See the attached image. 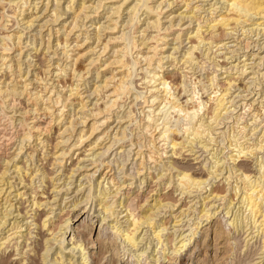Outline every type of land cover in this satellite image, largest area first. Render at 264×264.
<instances>
[{
    "label": "bare ground",
    "instance_id": "obj_1",
    "mask_svg": "<svg viewBox=\"0 0 264 264\" xmlns=\"http://www.w3.org/2000/svg\"><path fill=\"white\" fill-rule=\"evenodd\" d=\"M3 1L6 2V0H0V6L5 5V4H3V5L1 4V3H4ZM31 1L32 0L13 1L12 4L15 5V10L17 9V11H14L11 15H5V13L2 14L3 11H2V13L0 11V27L2 26L1 28H4L3 27L5 25L4 23H8V22L3 21L4 18H9V20H10V17H12L14 15H15V17H17L16 14L19 16H23L25 8L28 11L27 5H30ZM63 1L66 3V5L62 9L61 4H60L61 0L60 1L54 0L53 4L51 3L50 0H46V3H45L46 8L44 7V10H45V12L46 11L51 12L50 13L51 14L50 20H52V23L53 22L57 23V21L62 16L61 14L63 12H65V11H68V13L70 12L71 17H69V18L71 20L69 21L70 24L68 26V28L69 27L70 28L67 31L64 30V28L66 27L65 25H67V23L65 22L66 24L63 23L61 25V27L57 28L56 30H53L52 27L49 28L48 33L45 35L43 34L44 36L41 34V32H38L33 37V41L31 43L32 47H33V51L38 50L37 46H39L41 48L43 46L42 50L45 49L44 51H49L51 48H53L54 51L52 50V52L54 55L57 56L58 51L60 50L59 51V52H61L60 57L62 56L63 60L66 63H64L65 65L63 68H61V66H59V64H57L56 68H55L56 71L53 68V70H54L53 74L56 72L55 77H59V79H60L62 77L61 75L63 73L65 74L66 70H69L72 72L73 78H77L78 80L77 79L76 80L79 81V80H81V78H83V76H84L83 72L86 71L87 69L86 70L85 69L80 70V69L76 68V66H77L76 64L78 63L77 61H79V59L81 57H84L86 55H91L93 52L95 54V51L99 50L96 48H98L99 45H102V48L99 47L101 50V53H98L99 54V55H97L98 58L95 60V63H96V61H99L101 59L100 56H102L104 53H106L105 51L108 50V47L110 46L109 43H111L112 47L111 48L109 47V50H108V52L110 53L109 57L106 59L105 62H103L102 67L97 68V70L99 68H103L101 70V72H103L102 84L98 83L99 85H96L93 87V88H95V89H93L94 91L92 90L93 95H95L97 92H99L100 98H99V96L97 98H99V101L101 100V104L97 100L98 102L97 103L95 102V104H94V106H95L94 110L90 111V113L88 114L87 112H89V111L84 109L85 105H86L85 103H83L84 99L82 100V97H81L82 95L79 96V93H78L79 91L76 90L78 85H75L74 88L69 89V94L65 98H63L64 95L62 96L63 93L61 91V88L59 91L58 79H57V83L55 85L52 82H51L52 83L51 85H50V83H48L47 75H49V74L52 75V70H50V67L52 65L50 64L49 55H47V53H44V54L42 53L43 54L42 57H38L40 55L31 56L32 55L31 53H29L27 55L29 58L30 57L32 59L34 58V60L32 62L33 65L30 63V66L32 65V67H33V72H34V70L35 71L39 70V71L36 73L35 72L32 73L30 75V77H32L31 79L27 78L28 74L30 73V71L29 72L27 71V76L25 77L24 80H22V78H23V75L21 73V66L22 65L18 62V60H20V57L22 54V51H21V46H22L21 36L22 35L20 36L19 34L18 35L14 34V33L10 34L7 32H6V35H3V36L0 35L2 37L1 41H3V44H0V116H1L0 122L2 120H5L8 123L7 125H10V126L16 128L15 132H14V136H13V139H14L13 144H15L18 141L19 145H17V146H19V147L16 148L17 153L15 154V157H18V155L21 153V151H23V149L26 147L27 143H33L34 145H32V144L27 145L28 148H27L26 152L28 150H31V151H28L26 159L29 158L31 162L33 161L32 163H35V162L39 163V165H37V166L35 165V169H37V170L33 169L32 171H30V169L28 170L27 168L26 169L24 168V170H23V169H21L22 167H16V164H12L13 167L15 168L14 170H17L16 174H18L17 180L19 182L18 183L16 182V184H11V181L9 180L10 181L9 182L8 178H5L6 174H8L7 172L9 171V165L11 163V160H9L10 157L8 156L6 151L4 152L3 160H5V164H4L5 166L4 167L0 166V264H13L10 262L11 257L16 258L15 259L16 261L14 264H103V263L104 264H112L111 261H108L107 259L103 262V260L106 258V256L104 255L105 251H103V250H105L104 249L105 247H103L102 237L106 236V234H107L106 231H108L107 229H110L112 231V232L111 231L110 232L113 233L114 235L116 234V237L122 238V240H123L122 243H126L127 245H130L133 248H137V243L142 242V240L144 238V236L143 237L140 236L141 233L143 232L142 230H140V228L143 225H146V227L151 228L149 230H152V229H154V227L157 224L155 222V220L150 215H143L141 217H139V216L137 217L133 214L135 212L132 213V212H130L129 209H126L123 212H126L124 217H126L125 223L127 222V225H126L125 229L120 228V226H117V225H119L118 223H120L119 217L123 212L114 211V208H112L113 204L110 203L109 201H106V199H108V196L111 194V192L108 193L107 191H109V190L104 189L103 192L97 193L98 195L95 198L96 201L98 202L97 205L99 207V209L97 208V210L95 209L93 211V214L94 213L97 214L96 216H94L92 213L91 214L89 213L90 208L87 209V205L89 204L87 196H89V195H86V198L83 199L84 200L83 202H79L77 200H74L75 202H73V204L71 205L72 210L77 211L75 213V215L73 214L74 219L67 218L64 221V224L63 225L61 224V227L58 229V231H57L58 233L55 237H52L49 239V238L45 237L46 235H44L43 231L49 225V219L50 218L48 217V215H45V213H43V215H42L41 211H44L45 208H49V207H50L49 209H52V206L54 205L52 203V201H56V200H55V198L54 199L51 198L52 199L51 200L50 197L46 195L48 193V191L39 193V192H37V189L39 187H43L45 189L52 188V186H49V185L50 184L52 185V183H53L51 175L54 174L53 173L54 171H52L49 166L54 167V165H56L57 167H60V168L65 167L64 166V163H65L64 159H65L66 155H68V154H66V152L63 150L60 153H58V155H57L56 154L57 152L55 153V151L58 148L57 145H60L63 142L62 136L68 131H72V133H73L74 129H75L73 122H72L74 119L72 121L69 120V122L67 121V123L66 122L64 123V120L66 119V118L64 119V116H65L64 109H66L65 105H67L66 102H69V100L74 98V97L79 99L78 104L81 106L80 108L82 110L87 111L86 115L90 118L89 121L87 120L88 119L87 117H84L81 119V116H83L82 114L84 111H80V112H82V114L78 118L79 119L78 123L80 125H82V128L78 130V133L76 132V139L73 141L74 143L71 145L72 146L71 150L73 149L74 151H76L75 152L76 154L74 153L76 156L78 155V153H77L78 150H82L81 154H79V155H83V158L86 159L88 156L86 153H87V151H89L86 149V147H90L93 143L95 145H96V143L98 144V142H100L103 138L104 139L106 138L105 136H108L107 132L105 130H102L100 135H98V137L95 139V141L93 143H90L88 145H86V143L88 141H91L89 139H93L94 137H96L95 136L96 132L98 131L100 126L107 125L106 123L108 122V120L111 119V116L114 114V111L116 109L119 108L123 112V114H122V116H120V118L118 117V113H120L121 111L118 113L115 112L116 113L115 114V116H116L115 120L118 121L117 122L118 124H121L123 126V124L128 123V126H129L130 125L129 123H133V121L137 122V119L134 118L135 115L133 114L134 116H132L133 111H131L129 109H128V111H126L127 109L124 111L122 110L124 108V106H123V104L119 105V100L122 97L124 98L127 95L129 96V93H131V91L135 92V94H134V100L135 101L136 100L139 101L138 100L139 98H141L142 100H143V98H145V95H144L145 92L143 93L141 91L143 88L140 91L137 90L136 87L134 86L135 82H133L132 79L134 80V78L137 76L136 75V74H138V73H136L138 70L137 67L141 61L143 63H145V65L147 67H150V68L152 67V65L156 59L154 57L157 56L156 53L158 52V51H156V53L150 54V52H154V50L158 49V45L153 44V47L152 46L150 47L147 45L146 41H145L146 42V44H145L143 41L145 38L143 39L142 38L143 35H141L143 33L140 34L141 35V42L138 43L139 42L138 40H137L138 42L135 41L134 36H133V33L136 31L135 29H134L135 31L132 30L133 32H131V33H129V32L126 33L127 31L124 33V31L121 30L123 32L120 35L115 36V37H109L108 41H106L105 43L101 42V38H102L101 34L102 33L100 34V32L104 31V30L109 31V29H110L109 25L105 26L103 24L104 27H101V26H103V25H101L99 27L94 28L93 32H95V33H93L94 35H93L92 40H91V42L92 41L93 42L91 45L86 46L87 51L82 53V54H79V52H77L74 55L75 58H72L71 55L73 54L72 53L73 51L71 48H70L71 50L70 49L68 50L67 48H69L70 46H72L73 49H75L77 47L78 48L82 47L83 45H85V42H87L86 40L89 39L88 37H90V35L84 36V39L82 38V40H81V41H83L84 44H80V45L77 42L80 41L79 35H81V34L76 35L75 42L74 43L72 42L73 45L68 44V41H65V37H64V41L59 39L58 34L61 33L60 32L61 30L62 31L64 30V32H67L66 34L65 33L64 34H65L66 38H69L70 35L73 36L75 34L76 28L78 30V28H80V27L82 28V26L85 27V24H83V25L79 24V22L83 23V19H84V17H83L84 15L81 16L80 11H79L80 10L79 7L80 6L82 7V2L75 9L74 4H73V0H63ZM103 1H107V0H101L100 2H103ZM199 1H205V0H197L196 2H199ZM7 2H9V1H7ZM11 2H9V3H11ZM149 2H150V0H124V2L122 0L121 4H119V6L117 5L116 8L113 7L114 6L113 4L110 7H106L107 10H109L108 13H110V15L107 17L110 20V22L108 24L111 23L110 18L115 17L116 19L119 20V18H121L122 13L125 11L126 12L125 15H127V17H128L127 18L128 20L126 19V25L129 23V25L131 24L130 27H133V22L135 20L140 21V19H139L140 16L145 14L144 15L145 17L142 20V21H144L143 24L145 25V27L142 30L143 32L149 31L152 29H153V31H157V32H160L161 29L164 30L165 27L163 28L162 24H160V18H159V16L162 13L160 14L161 11L158 12V9L166 1L163 0L164 3L161 1V2H159L158 5L156 4V6H151ZM219 2H221V1L216 0L215 4L216 3L218 4ZM9 3H7L8 6H9ZM32 3H31V6H32ZM34 3H35V1H34ZM50 3H51V6L49 5ZM126 3H128V4L125 5ZM221 3H222V5L225 4V6L223 8V9H225L224 10L225 12L224 13L222 12L223 14L218 13L219 15L216 17L211 16L213 11H212V13L210 11H211V8L213 5L210 6V4L208 3L209 7H211L209 9L210 11L207 10L208 16L210 15V17L207 18L203 24H199V23L196 24L197 27L194 30L195 31L194 34L192 33L193 31L191 32L194 35V39L192 41L190 40V42H187V44H191V45H190V47H188L186 52H184L183 57H181L182 58L181 59L182 64H180L179 61L174 59V56L172 58V56L169 55V56H167V59L171 58L169 61L170 62L169 67L170 66H172V68L177 67V64L179 63L181 66H184L182 68H183V70L186 69V72L188 71L187 70L188 68H190V71H191V69H194L195 67H202V65L204 63H202L201 60L199 61L198 55H197L198 53H194V51H197L199 49V46L202 45V46L206 47V49H204L203 54H201L202 56H204V60L210 61L212 59L211 60L212 63L216 66V67H213V69L214 68L217 69V67L220 65V64L218 65V63L216 62L217 57H216V59H214L215 57L211 58L209 55V52H211V50H212L211 45L214 42H212V41L208 42V40H206L208 43L205 44L206 38L202 35L203 27H205L206 30L205 29L204 30L207 31L208 34L209 33L213 34V31L214 30L216 31V28L222 27L223 29H226V30L232 29V32L237 31L239 28L240 32L242 31L241 35H245V36H247V34H249V33L251 34L253 31L255 32L256 30H257L256 31L257 34H259L261 32L262 35H264V0H222ZM35 4L33 6L38 5V4H36V5ZM171 4H173V2L170 4H167V5L169 7H172V6H170ZM189 5H190V3H186V2L183 3L184 9L187 10L186 13L191 14V16L187 17L188 15L182 16L180 14L182 16L181 18L179 16L181 21H183L186 17L189 20L195 19L193 11L200 9L196 5H195V7L194 6L189 7ZM52 6L54 7L52 10L48 8V7H52ZM123 6H125L124 9H122ZM215 7H217V6H215ZM11 8H13V7H11ZM162 8H160V9H162ZM2 9L4 10L3 7H2ZM215 9H214V12L216 11ZM29 10H31V7ZM59 11H61V12H59ZM70 14H69V16H70ZM170 15H171V13L168 16H170ZM195 15H196V13H195ZM168 16L166 18H168ZM15 17H14V19H15ZM30 17H32V13H31V15L29 14V16L27 18H30ZM152 18H155V19H152ZM173 18H175V17H172L171 19H173ZM17 19H18V17H17ZM36 19L34 17V18H31V20L26 21L25 18H21V21L24 25H26V29L29 28V30H30L33 22ZM46 19L48 20L49 18L47 17ZM81 19H82V21H80ZM108 19H106V20H108ZM171 19L169 17V21H172ZM14 21H16V19ZM21 21H19V22H21ZM17 22H18V20H17ZM116 22L117 21H115V24H116ZM191 22H190V24H191ZM248 22H249V24H247ZM231 25H234L235 29L233 27L230 28ZM247 25L253 26V27H251L250 29L249 28L245 29V27ZM41 26H43V24ZM114 26H116V25H114ZM135 26H136V24H135ZM126 27H129V26L127 25ZM168 27H169V25L167 26V28ZM134 28H136V27H134ZM3 30H5V28ZM165 31H167V30H165ZM229 32H230V34H232L231 31H229ZM227 33H228V30H227ZM253 33H252V35H256V33H254V34ZM228 35H229V33H228ZM262 35H260V36H262ZM137 37H140V36H137ZM190 37H191V34L189 37L187 35V39H190ZM242 38H245V39L240 40ZM242 38L240 36V39H237V40H240L238 42L239 43L238 45L241 47L240 50L245 52L243 57H245L246 59L241 61L243 63L241 74H244V73H246V68H247L246 67L247 64H245V61L248 60V57L252 56L253 58L256 59L258 56H257V53H254V52H251V50H248L249 48H253L251 46L257 40H254L255 42L253 44H251L252 42L250 41L251 43H249L248 37L247 38L242 37ZM36 39L37 40L39 39L38 44L36 43L37 42ZM155 39H154V42L157 43L158 40L155 41ZM12 40H15L16 42L13 43ZM67 40H69V39H67ZM150 40H151V38H150ZM175 40L181 41L178 36ZM52 41H56L55 46H53L54 44L52 45ZM8 42H9V44H8ZM10 42H11V44H10ZM182 42H183V40H182ZM182 42H180L179 44L181 45ZM201 43H203V44H201ZM258 43L259 42H257L256 45ZM93 45H95V47H93ZM217 45H215V47H217ZM15 46L17 47V52H18V59L16 61L17 63H16V67H15L16 71L12 70V68H13L12 64H8L11 61V60H9V54H10L11 50H13V47H15ZM219 46H221V45H219ZM222 46L225 47V44ZM239 46H238V48H239ZM254 46H255V44H254ZM223 47H221V48H223ZM255 47L258 48L259 46L258 47L255 46ZM262 47H263V45H262ZM201 48L202 47H200V49ZM213 48H214V46H213ZM133 49L138 52L137 54H135V56H133V52H132ZM163 49H165V48H163ZM163 49L160 51H163ZM31 50H32V48H31ZM174 51H176V48H174ZM68 53H70V54H68ZM194 54L197 55V58L194 57ZM150 55H152V56H150ZM160 57H159L158 62H155L156 66L152 70V75H151V71H147L148 70L147 68H146L147 70L143 69V70L147 71V74H150V76H148V79H147L149 81L146 80L147 81L146 83L148 84V86L150 88L147 89L146 88L147 84H146L145 88L147 90L146 89L145 90H146L147 94L149 93V95H150L149 97H151V99H150L151 101H150V106H148L149 107V109L147 111L148 114L145 116V119H146L145 124L141 125V123H139V126H138L142 132L140 131L141 134H138V133H136V134L142 135V133H143L145 135H149L148 137L150 138V140L148 141V144H147L149 147L148 148L149 155H144L145 153H147L146 151L144 154H142L143 152L140 153V151H143V150H140L141 148L138 150V152L135 155V157L137 159L139 157V159L141 160V163H139V165L137 164L138 169H140V167L142 166V161H144V159H146V158L148 161H151V162H152V158H154V156L156 158H159V159L162 158V156L166 154L164 152V150L162 149V146H164V145L170 146L171 151H172V155H176V151L178 150L177 147H180L181 145H186V144L176 141L173 137L170 138V135H173L174 137H176L177 133H180V132L182 133V137H181V138H183L182 140H185L186 143L188 142V146L190 145V151L189 152H193L194 149H193L192 145L193 144L195 145V142H196V145H199L203 150H207L206 144L202 145V143H203L202 141H205L206 143L213 141V136L211 135L213 130H217L218 129L217 127H220V125L223 123V120L226 118V117H224L225 114L228 113V110L230 108V107L229 108L226 107V105L229 106L230 103L231 104L234 103L233 99H231L229 101L226 99V97L229 93L228 90H229L230 86L233 85V83H230V86L228 89H226V90L222 89V91H220V89H218V87L216 85H214V84H216V83H214V80H216V76L210 75V76H212V77H209L210 79L208 77H206V78L209 79V80H207V81H209L207 83L212 82L211 87H209V89L207 87H203V89L207 88V90H206L207 92L209 91V93L206 95V100L201 99L202 97L199 94L200 90L198 91L195 84H193V86L191 85L192 87L189 90H187L186 86L184 85L183 91H185V94L186 93H189V94L187 95L186 100H185L186 106H185V104L183 105L182 102L179 101L180 99L179 98L177 99V97L179 95L177 97L173 95L174 89L172 88L173 90H171V85H172V84L170 85L171 80L169 79L170 80L169 81L167 78H163L164 76L162 77V74H160L161 76L158 74L160 71L156 70L157 68L161 69V67H162L160 65V63H162V61L164 59L160 58ZM261 60L264 61V58L261 57L259 59V61H261ZM70 61H71V63H70ZM93 61L94 60H92L90 58L88 61L89 64L87 63L86 65H88V66L92 65ZM201 63H202V65H201ZM194 65H196V66L193 67ZM69 67H72V68L69 69ZM199 69H201V68H199ZM251 69H252V67H251ZM223 70L226 72L225 68ZM157 71H158V73H156ZM190 71H188V72L190 73ZM4 72H5V74L3 75ZM57 72H60V73H57ZM216 72H215V75H216ZM6 73L8 76H6ZM100 73L98 72L97 76H96L98 80H99ZM147 74H146V76H147ZM134 75H136V76L133 78ZM185 76H183V77L187 79V77H185ZM187 76H188V74H187ZM4 77H5V79L2 80V78H4ZM189 77H192V76H189ZM146 78L144 76V81ZM27 81H29V82L27 83ZM193 81L194 80H192V82ZM37 82H39L38 85L41 84V86H40L41 88L38 90L39 87L36 86V88L34 87L35 88L34 90H30L31 89L30 86L32 84L34 85ZM188 82L190 83V81H188ZM182 83H184V82L182 81ZM203 84L204 83H202V85ZM208 86H209V84H208ZM200 87H202V86H200ZM216 88H217V90H216ZM171 91H173V92H171ZM176 95H177V93H176ZM77 96H79V97H77ZM136 102H135V105L137 104ZM147 103H148V101H147ZM246 103H241V104H243V109H242L243 112L239 113L235 117L234 116L232 117V118H234V122H233L232 126L229 125V126L233 127L232 131H231L232 134L230 136L228 134V131L226 130L227 131L226 136L228 135L227 137L229 140H228V145L225 148L229 149L228 159L232 161L233 166H230L231 168L228 166L230 169L229 168L227 169V172H226L227 175H225L226 176L225 181L227 182V185L230 186V185H232L229 183L230 180L235 179V181H234L235 184H233V186H231L229 188L230 190L233 191L232 198L225 199L226 195H225V197L220 196L221 193L219 195L213 194V192L210 188H209V194L207 196H205V197L201 196L202 190L206 189L205 187H202V186H204V184L207 183L210 178L213 177V179H217V176L219 174H222V170H219L220 168H218V167L220 166L219 164L222 165L223 162H220V161L221 160L223 161V159H221V160L217 159V156H216L217 152L216 153L212 152L213 154L211 156V159L214 161L210 164L208 171H207L208 176L210 178L209 177H207L208 179H200L198 177L195 178V177H193L195 175L192 176L190 173L187 172L189 169L188 170L185 169L184 171H181V170L176 171V175H175V181L177 183L176 184L177 188H180L178 190V192L180 191L181 195L192 194L193 190L195 193L199 192L198 194H200V195H198V197L200 200H202V205H204V201L206 199H207V201H208V199L210 201V197H211V201L208 202L207 205H204V207H201L202 209L200 210V213H202V214L199 215L198 221H197V223H195V229L197 230L199 228V226H202L203 222H206L204 227L205 226H207V227H205L204 229L201 227L200 229H202L206 235V237H204V238H207V237L210 238L209 235H211V234L208 233L209 231L212 233V242H211V244L210 243L208 244L207 242H205L207 240L204 239L203 241L206 244H202V243L201 244L206 245L207 249L211 245H213L211 247L214 250H217V251L220 250L219 253H221V250H223L225 243H227L226 245H228V243L230 245L234 244L236 246V248L241 249V245H239L238 238H236V237L230 238L231 236H229V238H230L228 240L229 242L225 241V243H223L222 245H221V242H218L217 238L219 237V235L221 233H223L222 231H225L224 230L225 225L226 226L228 225L231 228H233L235 233L238 232V234H239V232L242 231V235H243V233L244 234L247 233L248 230H251L250 233L254 234V236L251 238L256 237V241L259 238V240H258L259 245L257 246L258 250H257L256 255L258 254L259 251H260V254L264 252V157H260L258 160L256 158L258 170H256L257 175H255V176L254 175L252 176L251 171L247 170L248 167L245 168L246 167L245 164H244L245 167H243V165L241 164L242 158H247V157L250 158V157H254L255 155L257 156V152H259V151L264 152V132H262L263 135L261 137H256L255 140H253V139L251 140L252 136H255V133H253V132L257 131L259 129L258 126L263 125L262 128L264 127V105L260 104V106H261L259 108L260 110L255 111L256 109L251 110L252 109L251 104H249L248 109H245V106H247ZM189 104H191V105H189ZM22 105H24V106L22 107ZM129 105L131 106V102ZM145 105H146V103H145ZM7 110L12 111V114H14V116H15V114H18L16 112L19 111L20 114H18V115L20 116V118L19 119L15 118V120H11L10 116H8L6 114ZM210 110H211L210 114H212V115H210V117H209V116H207V114L205 112L208 113V111H210ZM231 110L232 109H230L229 112L233 111V110L232 111ZM246 111H249V113H247ZM245 113H247L246 116L247 117L249 116L250 118L248 117L249 120L248 121L246 120L243 124L242 120L244 119ZM172 114H174V116ZM84 115H85V113H84ZM171 115H172V118L174 120H176L178 125L175 124V126H172L171 118H170ZM11 116H13V115H11ZM176 116H177V118H176ZM226 116H227V114H226ZM230 118H228V119H230ZM261 118H263V119H261ZM28 120H30V121H28ZM179 121H182V123ZM15 122L18 123L17 126H15ZM248 123L251 124L252 128L248 127ZM54 125H56V126H54ZM59 125H60V127H59ZM2 126H4L3 123H2ZM128 126H124L125 128L123 127L122 129L127 130ZM52 127L54 129L57 128L58 135H56V136L59 137L60 139H62V141H60V139H59V141H57L54 146H53L52 141H51ZM106 127H108V126H106ZM172 127H176V128L173 129ZM61 129H63V130H61ZM246 129H248V131L245 133ZM2 130H3V133H5L6 129L4 128ZM128 130H130V129H128ZM137 131L139 132V130H137ZM151 131L154 132V135H152V133H150ZM121 132L123 133V130ZM10 133H11V131H10ZM72 133H71V135H72ZM124 133H125V131H124ZM249 133H252V134L250 135ZM260 133H261V131H260ZM1 134L2 133H1V129H0V140H3L6 136L1 135ZM221 134L222 135L224 134L223 136H225V132H222ZM221 134H219V135H221ZM249 135H250V137H249ZM41 136H43V137H41ZM141 138L146 139L144 136ZM117 139L118 138H116L115 140L117 141ZM112 140H114V139L112 138ZM141 141L139 140V142H141ZM221 141H223V140H221ZM112 143H113V141H112ZM213 143L214 142H212V144ZM157 144H159V146L157 147V150L153 151V149L156 147ZM49 146L51 147V151H49V153H46L47 147H49ZM196 147H198V146H196ZM93 148H94V146H93ZM93 148H91V150ZM108 148L110 149V147H108ZM108 148H107V151H108ZM186 148H188L187 145H186L185 149ZM52 150H54V153L52 155H50L51 154L50 152H52ZM159 150L162 152L159 153L158 152ZM207 151H205V152H207ZM69 153H70V151H69ZM39 155H40V158L38 157L39 158L38 160H34V158H35L34 156H39ZM210 155H209V157H210ZM96 156H97V154H96ZM12 158H13V156H12ZM79 158L80 157H78L76 159V160H78L77 163L70 170H68L67 174L65 173L67 179H69L70 177L73 178V174H75V173H73V171H74L73 169L80 168V167H78V163L82 159L79 160ZM92 161L94 162L93 164H95L97 162L96 158H93ZM154 161H156V160L154 159ZM56 162H58V163H56ZM90 162H91V160H90ZM54 163H56V164H54ZM156 163H157V161H156ZM156 163H154V165ZM147 164H146V166H147ZM26 165H28V164H26ZM101 165L102 164L100 163V166ZM36 167H38V168H36ZM48 167L51 171L48 170ZM1 168H4V169H1ZM31 168H33V167H31ZM98 168H100V167H98ZM142 168L145 171L146 168L143 166H142ZM143 169L141 171H143ZM223 170H225V168ZM28 171H30L29 175H28ZM249 171H250V173H249ZM146 174L149 175L150 173H148V171H147ZM223 174H225V173H223ZM161 176H163V175H161ZM172 177H171V179H172ZM252 178H254V179L252 180ZM103 179H105L104 181H108L105 184L106 188H107V185H111V187H113V188L118 185L117 184L114 186L115 179H114V177H112V175H110L107 180H106V178H103ZM35 180H39V181H37L38 183L40 182L39 186L35 185ZM237 181H240V182L238 183ZM26 182H28V183H26ZM46 183H48L47 187H46ZM171 183H173L172 180L169 181V184H171ZM21 184H24V186L20 187V188H23L24 190H28L27 187H30L29 188L30 189L29 198H31V199L29 201L30 202L29 206H27L25 208L26 211L22 207L24 206L25 203H28V201L25 202L24 200H26V199H22V198L27 194L24 191H19L18 187ZM99 184H97V189L99 188L98 187ZM237 184H239V185H237ZM68 185H71V184H68ZM210 185H212V183H210ZM119 186H121V185L119 184ZM229 186H227V187H229ZM53 188H54V186H53ZM207 188H208V186H207ZM11 190L13 191V193H15V194H13L14 197L16 198L15 200H17V202L15 204L11 203V201H12V198H10L12 196ZM69 190H70V187H68L66 191L68 192ZM81 190H83V189L82 188L79 189L78 192ZM90 190L88 191L89 194L91 193ZM117 190H118V188L116 187L115 191H117ZM41 191H43V190L41 189ZM60 191H61V189H59L58 192H60ZM229 191H227V192L229 193ZM217 193H219V192H217ZM90 197L91 196H89L88 198H90ZM81 198H83V197H81ZM215 201H221V202L223 201L222 207L224 208L223 210H225V213L221 218H219V221L222 223V222H224L223 220H225L223 218H226L227 220H225V222H224L225 224H223L224 226L218 227L216 225L217 223L215 224L216 225L215 227H214V225L208 226V224L211 223L212 220H214L216 217L218 218V215H217L218 213H217L216 209L219 206L215 207V205H214V204H216ZM234 201H236V202L234 203ZM70 202H72V201H70ZM205 203H207V202H205ZM209 203H211L210 206H209ZM16 204H18L19 207L16 208L15 207ZM51 204H52V206H51ZM237 204H238V206H237ZM235 205L237 206V209H236ZM80 206H81V208H79ZM208 206L210 208L205 210V208ZM173 207H175V205L172 206V208ZM211 207H213V209L215 207L216 209H214V211H213V209H211ZM12 208H14V210L17 212L16 214H20L21 213L20 211H24L23 212L24 215L22 214L23 215L22 221H25L26 223L19 226V223L17 224L15 221L12 223H10L11 221L9 222V219H8L9 216L13 215L10 212V210ZM120 208H122V207H120ZM243 208H244V211L242 210ZM63 209H64V207L61 208L60 211L62 212ZM234 209H236L235 212L233 211ZM188 210H187V212H188ZM223 210L221 211V213H223ZM247 211H248V213H246V216L244 215L245 216L244 217L243 214H245V212H247ZM183 213H186V212H183ZM84 215H86V216H84ZM92 215H93V217H90ZM225 215H227V216L225 217ZM95 217L97 218L96 221H94ZM108 218H113V219H111V221L113 223H111L110 225H108L109 224L108 223L107 224L108 228L105 227V229L103 230L104 226L102 227V225L105 224V222L108 220ZM11 219L14 220L15 218H11ZM246 219H247V221L244 222L245 224H243L242 221L246 220ZM178 220L180 221V219H178ZM216 221H218V220H216ZM213 223L214 222H212V224ZM177 224L178 223H176L175 225H177ZM98 225H99V228H98L97 233L95 234V232H96L95 230H96ZM248 225H249V227H248ZM247 227H248V229L244 230V228L246 229ZM163 230H164V227L161 230H157V232H155L153 230L154 231L153 236L157 240L156 244H159L158 245L159 250L161 249L162 246H165L167 244L161 240L162 236H164V234L162 233L163 235L161 236L160 232ZM196 230H194V232H192L190 234L192 237L196 234L195 233ZM252 230H254V231H252ZM24 232H25V234H24ZM150 232L152 233V231H150ZM255 233H257V235H255ZM144 234L146 236V233H144ZM249 234L247 236H249ZM149 235H150V233H149ZM180 235L182 236V234H180ZM172 236H174V235H172ZM184 237L181 239L179 237L180 240L178 241V243H180V245L178 246V248L175 245L172 249V253L175 254L177 252L176 254H178V251L185 249L187 247V240H188V242H190L192 238L186 240V238H184ZM22 238H23V240H22L23 243H22L21 248L19 250H15L14 253L5 257L4 253H5L6 249L8 248V246L10 245V243L12 242V240H17V239H22ZM175 239H173V240L175 241ZM231 239H232V241H231ZM138 240H139V242H138ZM219 241H221V239H219ZM194 242H196V241H194ZM248 242H246V245H243V246H248L249 245ZM65 243H66V246H64ZM55 245H56V247H54ZM230 245H229L230 249H233ZM17 246L18 245H16V247ZM197 246L198 245L196 244V247ZM229 247L227 249H229ZM17 248H19V247H17ZM17 248H15V249H17ZM147 248H149V247H147ZM193 249H194V247H193ZM52 250H53V252H52ZM162 250H163V247H162ZM194 250H197V249H194ZM151 252L154 253L155 251H151ZM160 252H162V251L160 250ZM160 252H158L157 254L159 255ZM191 252L192 253H190L189 256H190V259L192 260V255L195 251L194 252L191 251ZM76 254L79 255V256H77L78 259L76 258V260L73 261V259H75V257H76ZM142 254H143V252H141L140 254H137V255L132 254L131 257L132 258L135 257L136 261H139V259H140L139 256ZM217 255H218V253H217ZM152 256H154V255H152ZM165 256L167 258V254H164V255L161 254L160 256H157L155 259H153V261H152L153 264H161L162 261L164 260ZM224 257H225V254H224ZM118 259L120 260V262L121 261L124 262V260H125L124 258H121V259L118 258ZM252 262H253V260H252ZM260 262L264 263V260L259 261L258 263H260ZM254 263H255V261H254ZM117 264H120V263L117 262Z\"/></svg>",
    "mask_w": 264,
    "mask_h": 264
},
{
    "label": "rangeland",
    "instance_id": "obj_2",
    "mask_svg": "<svg viewBox=\"0 0 264 264\" xmlns=\"http://www.w3.org/2000/svg\"><path fill=\"white\" fill-rule=\"evenodd\" d=\"M7 1H9V2L12 1V2L9 3ZM13 1H17V0H6V2L3 1L4 3H1L2 5L5 4L4 6H0L1 13L3 11L2 14L5 13V15H11L14 11H17V9L15 10V5L12 4ZM34 1L38 5H36L34 3ZM34 1L32 0L30 2V5H27L28 11L25 8V11L23 13L24 14L23 16H19V15L16 14V16L18 17V19H17V17H15V15L12 16V17H10V20H9V18H4L3 21L4 22H8V23H4L5 25L3 27L5 28V30H3L4 28H1L2 26L0 27L2 29V30L0 29V32H1L0 35H2V36L3 35H6V32L7 33H10V34L11 33H14L16 35L19 34L20 36L22 35L21 36V44H22L21 51H22V54H21L20 60H18V62L22 65L21 66V73L23 75L22 80H24L25 77L27 76V71L28 72L30 71V73L27 76L28 79H31L32 78V77H30V75L32 73H34V72L36 73V72L39 71V70H37V71L34 70V72H33V67H32L33 63L32 62H33L34 58L33 59L31 57L29 58L27 55L29 53H31L32 54L31 56L40 55L38 57H42L44 53H47V55H49L50 64L52 65L50 67V70H52V75H50V74L47 75V77H48L47 78L48 79V83H50V85L52 83L55 85L57 83V79H58V81H59V91H60V88H61V91L63 93L62 96L64 95L63 98H65L69 94V89L74 88L75 85H78L76 90L79 91L78 92L79 93V96L82 95L81 96L82 97V100L84 99L83 100V103L86 104V105L84 104L85 105V108L84 109L89 111V112H87L85 110H82L80 108L81 106L78 104L79 103V99H77L75 97L72 98V99H70L69 102H66V104H67V105H65L66 106V109H64V113H65V116H66V117L64 116V119L65 118L66 119L64 120V123L65 122L67 123V121L69 122V120L72 121L74 119L72 122H73V125H74L75 129H74V132L73 133H72V131H68L69 133L66 132L62 136L63 137V142H62L63 145L62 144L57 145L58 148L55 151V153L57 152L56 153L57 155H58V153H60L63 150L66 152V154H68V155H66V157L64 159L65 160L64 161L65 162L64 163V166L65 167L64 168H60V167H57L56 165H54V167L53 166H49L50 169L52 171H54L53 172L54 174L51 175V178H52L53 183H52V185L51 184L49 185V186H52V188L45 189L43 187H39L37 189V192H39V193L40 192H47L48 191V193L46 195L49 196L50 199L51 198H53V199L55 198V200H56V201H52V203L54 204L53 206L51 204L52 209H49L50 208L49 207V208H45L44 211H41V214L42 215H43V213H45V215H48V217L50 218L49 219V225L43 231L44 232V235H46L45 237L46 238H49V239L52 238V237H55L57 235V233H58L57 232L58 229L61 227V224L63 225L64 224V221L67 218L74 219L73 216L77 212V211H73L72 210V207H71V205L73 204V202H75L74 200H77L79 202H83L84 201L83 199L86 198V195L91 196L90 198H88L89 196H87L88 203H89L87 205V209L90 208V212L89 213L90 214L91 213L93 214V211L95 209L96 210H97V208L99 209V207L97 205L98 202L95 199L96 196L98 195L97 193L103 192V190L106 189V190H109V191H107L108 193L111 192V194L109 195L110 197L108 196V199H106V201H109L110 203L113 204L112 205V208H114V211H116V212H123L126 209H129L130 212H132V213L135 212L133 214L135 216H137V217L138 216L141 217L143 215H150L155 220V222L158 225L155 223L156 226L152 230H149L151 228L146 227V225H143L142 226L143 228L142 227L140 228V230L143 231L140 236H142V237L144 236V238H143L142 242L137 243V248H133L130 245H127L126 243H122V241H123L122 238L116 237V234L114 235L113 233H111L112 231L110 229H107L109 232L110 231L111 232L109 233L108 231H106L107 232L106 236L105 237L104 236L102 237V239H103V247H105L104 248L105 250H103V251H105L104 252L105 253L104 255L106 256V258L103 260V262L107 259L108 261H111L112 264H117V262L120 263V264H153L152 261L157 256H160L161 254L162 255L167 254V258L165 256L164 257V260L162 261L161 264H165V263L166 264H168V263L169 264H176V263L177 264H201V263L202 264H264L263 262L258 263L259 261L264 260V252L260 254V251H259L258 254L256 255L257 250H258L257 249V246L259 245V241H258L259 238H258L257 241H256V237L251 238V237L254 236L253 233H250L251 230H248L247 233H245V234L243 233V235H242V231H240L239 234H238V232L235 233L233 228H231L228 225L227 226L225 225V228H224L225 231H222L223 233H221L219 235V237L217 238L218 239V242H221V245H222L223 243H225V241L226 242H229L228 240L230 238L236 237V238H238L239 245H241V249L236 248V246L234 244L233 245L235 247L232 244L230 245L228 243V245H226L227 243H225L224 244L225 246L223 247V250H221V253H219L220 250L217 251V250H214L211 247L213 245H211L208 249H207V246L206 245H202V244H206L205 242H207L208 244L209 243L211 244V242H212V233L209 231L208 233L211 234V235H209L210 238L209 237H207L208 239L207 238H204V237H206V235L203 232V230L200 229V228L202 227L204 229L205 227H207V226L204 227V225L206 224V222H203L202 226H199V228L197 230L195 229V223H197L199 215L202 214V213H200V210L202 209L201 207H204V205H207L208 202L211 201V197H210V201H209V199H208V201L206 199L204 201V205H202V200H200L199 197H198V195H200V194H198L199 192L198 193L197 192L195 193L194 190H193L194 193L192 192V194H189L190 196L189 195H186V194L181 195L180 194V191L178 192V190L180 188H177V185H176L177 183L175 181L176 171H180V170L181 171H184L185 169L186 170L189 169L187 172L190 173L192 176L195 175V176H193L195 178L198 177L200 179H208L207 177H209V176H208V172L207 171H208V168H209L210 164L214 161V160L211 159V156H212L213 153H216L217 152L216 153L217 159L218 160L223 159V161L222 160L220 161V162H223L222 165L219 164L220 166L218 167V168H220L219 170H222V174H219L218 173L219 174L218 175L219 177L217 176V179H213L212 176H211L212 178L209 177L210 179H209V181L207 180L208 182L206 181L207 182V183H205L206 185L204 184V186H202V187H205L206 189L204 188L205 190H202L201 196L202 197L207 196L209 194V188H210L212 190L213 194H218L219 195L221 193L220 196H224L225 197V195H226L225 199L232 198L233 191L230 190L229 188L231 186H233V184H235L234 183L235 179H233V180L231 179L230 180L229 183L232 184L230 186L227 185V182L225 181V177H226L225 175H227L226 174L227 169L230 166H233L232 161L228 159L229 149L225 148L228 145V140H229L228 137H227L228 135L226 136V133L228 131L229 136L232 134L231 131H232V128L233 127H231V126L233 125V122H234V118H232V117L233 116L235 117L239 113L243 112V110H242L243 109V104H241V103H246L247 102L246 103L247 106H245V109H248L249 104H251L252 105V107H251L252 109L251 110H255L256 109L255 111L260 110L259 109L261 107L260 104L261 105H264V61L263 60L259 61V59L261 57L264 58V44H263L264 43V35H262L261 32L259 34H257V32H256L257 30L255 32L253 31L254 33H256V35H252L253 32L251 34L250 33L247 34V36L241 35L242 31L240 32L239 28L235 32L234 31L232 32V29H227L228 30V33H229V35H228L227 30L226 29H223L222 27H220L222 30L220 28H216V31L214 30L216 33L213 31V34L211 33L212 34L211 35L209 33L210 34L209 35L208 32L205 31L206 30L205 27H203V29H202V35L206 38L205 39V44L208 43V42H211V41L214 42L211 45L212 46L211 47L212 50H211V52H209V55H210L211 58L212 57H215L214 59H216V57H217L216 62L218 63V65L219 64L220 65L217 67V69L216 68L213 69V67H216V66L212 63V61H211L212 59L210 61H206V60H204V56L201 55V54H203L204 49H206V47L200 45L199 46V49H200V47H202V48L200 50L198 49L197 51H194V53H198L197 55H198L199 61L201 60L202 63H204V64L202 65V63H201L202 67H195L196 65H194L193 67H195V68L194 69H191V71H190V68H188L187 70L190 71V73H189L188 71L186 72V69L183 70L182 67H184V66H181L180 65V64H182V62H181L182 61L181 60L182 58L181 57H183L184 52H186V50L188 49V47H190V45H191V44H187V42H190V40L192 41L194 39V35L193 34L195 33L194 30L197 27L196 24L197 23L203 24L205 22V20L210 17V15L208 16V11H210L209 9L211 8V7H209V4H210V6L213 5L212 8H211V11H210L211 13L213 11V13L211 15L212 17H216L220 13H222V12L224 13L225 12L224 11L225 9H223L224 6H225V4L222 5V3H221L222 0H217V1H221L218 4L217 3L215 4L216 0H205V1H199V2H196L197 0L196 1L195 0H164V1H166L165 3L163 2V0H150L149 3H150L151 6H156V4L158 5L159 2H161V1L164 3V4L162 3L163 5L160 6V8H162V7L163 8L162 9L159 8L160 10L158 9V12L161 11L160 14L162 13L159 16V18H160V24H162L163 28L165 27L164 30L161 29L160 32L153 31V29L152 30H149V31H144V32L142 31L143 28L145 27V25L143 24L144 21H142L144 19V17H145L144 16L145 14L140 16V18H139L140 21H136L135 20L133 22V27H130L131 24L129 25V23L127 24L129 27H126L127 26L126 25V19L128 17H127V15H125L126 14L125 11L122 13L121 18H119V20L116 19L115 17L110 18L111 19V23L108 24L110 22V20L107 17L110 15V13H108L109 10H107L106 7H110L113 4L114 5L113 7L116 8L117 5L119 6V4H121L122 0H109V1L107 0V1H103V2H100L101 0H73V4H74L75 9L82 2V7L81 6L79 7V9H80L79 11H80V15L81 16L84 15L83 16L84 19H83V23H80L79 22V24H81V25L85 24V27L82 26V28L80 27V28H78V30L76 28L75 29L76 32L74 31L75 34L73 36L70 35L69 38H66L65 34L67 32H64V30L67 31L70 28V27L68 28V26L70 24L69 21L71 20L69 18V17H71L70 12L69 13H68V11L63 12L61 14L62 16L57 21V23H54V22L52 23V20H50L51 19V17H50V15H51L50 13L51 12L46 11L47 12L46 13L45 10H44L46 0H34ZM50 1H51L52 4L54 3L53 2L54 0H50ZM123 2H124V0H123ZM172 2H173V4L170 5L172 7H169L167 4H170ZM184 2L190 3L189 7H191V6H194L195 7V5H196V6H198L200 8L199 10H196L197 12L195 10L193 11L194 16H195V19L189 20L187 18V17L191 16V14L186 13L187 10L184 9V7H183V3ZM7 3H9V6H8ZM31 3H32V6H31ZM51 3L49 4L50 6H51ZM34 4L36 6H33ZM60 4H61L62 9L66 5V3L63 0H61ZM127 4L128 3H126L125 5H127ZM53 6L52 7H48V8L52 10L54 8ZM215 6H217V7H215ZM2 7L4 8V10L2 9ZM11 7H13V8H11ZM30 7H31V10H29ZM124 8H125V6L122 7V9H124ZM214 9L216 10L215 12H214ZM59 12H61V11H59ZM31 13H32V17L27 18L29 16V14L31 15ZM170 13H171V15L168 16ZM195 13H196V15H195ZM69 14H70V16H69ZM180 14L182 16L183 15H186V16L188 15V16L184 20L182 19L183 21H181L180 18L182 16ZM167 16H168V18H166ZM179 16H180V18H179ZM14 17H15L16 21H14L15 20ZM34 17H35V19L37 18L38 20L36 19L33 22L32 27L30 28V30H29V28L26 29V25H24L22 23L21 18H25V20L27 21V20H31V18H34ZM47 17L49 18L48 20L46 19ZM169 17H170V19L172 17H175V18L171 19L172 21H169ZM106 19H108V20H106ZM152 19H155V18H152ZM17 20H18V22L19 21H21V22L18 23ZM80 21H82V19ZM115 21H117L116 24H115ZM65 22L67 23V25H65L66 26L65 27L66 29L64 28L63 31L62 30L60 31L63 35L61 33L58 34L60 40L64 41V37H65V41H68V44L73 45V43L75 42L76 35L81 34V35H79V38H80L79 40L80 41L77 42L80 45V44H84L83 41H81L82 38L84 39V36H89L90 35V37H88L89 39L86 40L87 42H85V45H83L82 47H79V48L77 47V48L73 49L72 46H70L69 48H67L68 50L70 48L72 49V51H73L72 52L73 54L71 53L72 54L71 55L72 58H75L74 55L77 52H79V54H82V53H84V52L87 51L86 46L87 45H91L92 42H93V41L91 42V40H92V37L94 35L93 33H95V32H93L94 31V28L99 27V26H101L103 24L105 26H107V25L110 26L109 31L104 30V31H101L100 32V34L102 33L101 34L102 35L101 42H103V43H105L106 41H108L109 37L118 36L123 31H124V33L126 31H127L126 33H128V32L131 33V32H133L132 30L135 29L136 31L134 30L135 32L133 33V36H134V40L135 41L138 40L139 42L138 41L137 42L140 43L141 42V35H143L142 38L143 39L145 38L143 41H144L145 44L147 42V45L148 46H150V47L152 46L153 47V44L154 45L157 44L158 45V49L154 50V52H150V54H153V53H156V51H158L156 53V55L158 57L157 56L154 57L156 59H155L153 65H152V67L151 68L150 67H147L145 65V63H143L141 61L142 63L140 62V64L137 67L138 70L136 72V73H138V74H136L138 77L136 75L133 76V78L136 76L134 78V80L132 79V81L135 82L134 83V86L139 91L142 88L144 90L146 88L147 89L150 88L148 86V84L146 83L147 81H149V80H147L148 79V76H150V74H147V71H151V75H152V70L156 66V63L155 62H158L160 56H161L160 58H163L164 60L162 61V63H160V65L162 66L161 69L160 68H157L156 69V70H158L160 72L158 73V71H157L156 73H158L159 75L162 74V77L164 76L163 78H167L168 80L169 79L171 80L170 85L171 84L173 85V86L171 85V90L174 89L173 90L174 92L173 91H171V92H173L174 93L173 95L176 96V97L179 95L177 97V99L179 98L180 99L179 101L182 102L183 105L185 104V106H186L185 100H186V97H187V95L189 93H186L185 94V91H183L184 90V85L186 86L187 90H189V89H191V87L193 86V84H195V86L197 87L198 91L200 90L199 91V94L202 97L201 99L202 100H206V95L209 93V91L207 92L206 90H207V88L209 89V87H211V84H212V82L211 83H207V82H209V81H207V80L210 79L209 77H212L210 75L216 76V80H214V83H216V84H214V83L213 84L216 85L218 87V89H220V91H222V89H224V90L228 89L229 86H230V83H233V85H231L230 88H229V90H228L229 93L227 92L229 96L227 95L226 99L228 101L231 100V99H233L234 103H232V104L230 103L229 106L226 105V107H228V108L230 107V108L228 110V113H226L227 116H226V114L224 116V117H226L224 119L225 121L223 120V123L220 125V127H217L218 128L217 130H213V132H212L211 135L213 136V141L212 142H214V143L212 144V142L206 143L205 141H202L203 142L202 145L206 144V148H207L208 151L207 150H203L199 145H196V142H195V145L198 146V147H196L193 144L194 146L192 145V147H193L194 150H193V152H189L190 151V145L188 146V142L186 143L185 140H182L183 139V138H181L182 137V133L180 132V133H177V136L176 137H174L173 135H170V138L173 137L176 141L185 143L189 149L188 148L185 149L186 145H181L180 147H177L178 150L176 149L177 150L176 151V155H172L171 147L164 145V146H162V149L164 150V152L166 154L163 155L162 158L159 159V158H156L154 156V158H152V162L151 161H148L147 158H146V159H144V161H142V166L146 168L145 171L142 168V166L140 167V169H138V165H139V163H141V160L139 159V157L137 159L135 157V155H136V153L138 152V150L140 148H141L140 150H143V151H140V153L143 152L142 154H144L145 151H146L147 153H145L144 155H149V153H148V148L149 147H148L147 144H148V141L150 140V138L148 137L149 135H145L143 133H142V135H137L136 134V133L141 134V132H142L139 129L138 126H139V123H141V125L142 124H145V122H146L145 116L148 114L147 113V111L149 109L148 106H150V101H151L150 100L151 97H149L150 96L149 93L148 94L146 93V90L147 89L145 91L142 89L141 91L143 93L144 92L146 93V94L144 93L145 98H146V99L143 98V100L145 99L144 101L141 98H139L138 99L139 101L136 100L137 101L136 102L134 100V94H135V92H133V91H131V93H129V96L127 95L124 98L122 97L120 99L121 101L119 100V105H122L123 104V106H124V108L122 110L124 111V110L127 109L126 111H128V109H129V110L133 111L132 112V116L135 115L134 118L137 119V122L133 121V123H129L130 124L129 126H128V123L123 124V126L121 124H118L117 123L118 121L115 120L116 119L115 114L118 113V112H120L121 110L119 108L116 109L114 111V114L111 116V119L109 118L110 120H108V122L106 123L107 125L100 126L99 129H98V131L96 132V135H95L96 137H94L93 139H89L91 141H88L86 143V145H88L90 143H93L95 141V139L98 137V135H100V133L102 132V130H105L107 132V135L108 136H105L106 138L105 139L103 138L100 142H98V144L96 143V145H95L93 143L90 146L91 148H93V146H94L95 149L93 148L91 150L90 147H86V149L89 150L86 153L88 155L86 159L83 158V155H79V154H81V151L82 150H78V152H77L78 155L76 156L75 155L76 154L75 153L76 151H74L73 149L71 150V147H72L71 145L74 143L73 141L76 139V132L78 133V130L82 128V125H80L78 123L79 122L78 121L79 120L78 118L82 114V112H80V111H84L83 114H82L83 116H81V119L84 118V117H87L88 118L87 120L89 121L90 118L86 114L87 113L89 114L90 111L94 110V108H95L94 104H95V102L97 103L99 101V98H100L99 92H97L99 95L97 93L95 95L92 94V92L94 91L93 89H95L93 87L96 86V85L102 84V81H103L102 80L103 79L102 78L103 72H101V70L103 68H99L98 70H97V68L98 67H102L103 62H105L106 59L109 57L110 53L108 52V50H109V47L110 48L112 47V44L109 43L110 46L108 47V50L105 51L106 53L103 54L104 56L103 55L100 56V58L102 60L100 59L99 61H96V63H95V60L98 58V56H97V55H99L98 53H101L100 48H102V45H99L100 48L99 47L96 48V49H99V50L98 51L96 50L95 51V54L93 52L91 55H86L84 57H81L79 59V61H77L78 63L76 64L77 65L76 68H78L80 70L81 69L82 70L83 69H85V70L87 69L86 71L83 72L84 73V76H83V78H81V80L77 81L78 80L77 78H73L72 72L69 71V70H66L65 74L63 73L61 75L62 77L59 79V77H55V73L56 72L53 74V71L55 70L57 64H59V66H61V68H63L64 65H65L64 63H66L63 60V57L62 56L60 57V53H61V52H59L60 50L58 51V54L59 55L57 54V56L53 54V52H52V50L54 51L53 48H51L49 51H44L45 49L42 50L43 49V46H42V48L39 47V46H37L38 47V50L37 51H33V47H32V44L31 43L33 41V37L38 32H41L42 35L43 34L45 35V34L48 33V29L49 28L52 27L53 30H56L57 28H60L61 25L63 23H65ZM190 22H191V24H190ZM42 24H43V26H41ZM113 24L116 25V26H114ZM135 24H136V26H135ZM247 24H249V22ZM104 25L101 26V27H104ZM168 25H169V27L167 28ZM134 27H136V28H134ZM231 27L234 28V25H231L230 28ZM251 27H253V26H248L247 25L245 27V29H248V28L250 29ZM121 30H123V31H121ZM165 30H167V31H165ZM229 31H231L232 34H230ZM20 32L21 33L23 32V33L21 34ZM141 33H143V34H141ZM190 34H191L190 39H187V35L189 37ZM260 35H262V36H260ZM137 36H140V37H137ZM177 36L180 38L181 41H179V40L176 41L175 40L177 38ZM240 36H241V38L242 37H246V38L248 37L249 38V43L252 42L251 44H253L255 42L254 40H257L254 44L257 47L259 46L258 48H256L254 46V44H253L252 46L250 45L253 48H249L248 49V50H251V52L257 53V56L258 57L255 59L252 56H249L248 57V60L245 61V64H247L246 65V67H247L246 68V73H244L245 75L244 74H241L242 66H243V63L241 61H243V60L246 59L245 57H243V55L245 54V52L241 51L240 50L241 47L238 45L239 44L238 42L240 40H244L245 38L240 39ZM152 37L154 39L156 38L155 41L158 40V42L157 43L154 42V39ZM1 38L2 37L0 36V44H3V41H1ZM150 38H151V40H150ZM67 39H69V40H67ZM237 39H240V40H237ZM182 40H183V42H182ZM206 40H208V42ZM12 42L15 43L16 41L15 40H12ZM180 42H182L181 45L179 44ZM257 42H259V43L256 45ZM36 43L37 44L39 43V39L37 40ZM55 43H56V41H52V45L54 44L53 46H55ZM8 44H9V42H8ZM10 44H11V42H10ZM201 44H203V43H201ZM214 44L215 45L218 44L217 47H215ZM224 44H225V47L222 46ZM219 45H221V46H219ZM237 45L239 46V48H238ZM262 45H263V47H262ZM213 46H214L215 49L213 48ZM93 47H95V45H93ZM221 47H223V48H221ZM31 48H32V50H31ZM163 48H165V49H163ZM174 48H176V51H174ZM162 49H163V51H160ZM132 52H133V56H135V54L138 53L134 49H133ZM68 54H70V53H68ZM169 55L172 56V58L174 56V59H176L177 61H179L180 64L178 63L177 64V67H174V68H172V66L169 67V65H170V62L169 61L171 59V58L167 59V56H169ZM197 55L194 54V57L197 58ZM150 56H152V55H150ZM90 58L92 60H94V61H93V64L92 65H89L88 66L86 64L87 63L89 64L88 61H89ZM17 59H18V52H17V47L15 46V47H13V50H11V52L9 54V60H11V61L8 63V64H12V67H13L12 70H15V71H16L15 67H16V63H17L16 61H17ZM30 63L32 64L31 66H30ZM70 63H71V61H70ZM251 67H252V69H251ZM53 68H54V70H53ZM70 68H72V67H69V69ZM199 68H201V69H199ZM224 68L226 69V72L223 70ZM143 69H146L147 71H145ZM98 72L99 73L100 72L102 73V74L100 73V75H99V80L96 77ZM215 72H216V75H215ZM57 73H60V72H57ZM4 74H5V72L3 73V75ZM146 74H147V76H146ZM187 74H188V76H187ZM6 76H8L7 73H6ZM144 76H145V78L147 77L145 79V81H144ZM183 76L187 77V79L184 78ZM189 76H192V77H189ZM206 77H208L209 79L206 78ZM4 79H5V77L2 78V80H4ZM192 80H194V81L192 82ZM182 81L184 83H182ZM188 81H190L191 84ZM200 81L202 83H204V84L202 85V83ZM28 82L29 81H27V83ZM38 83L39 82L35 83L34 84L35 86L32 84L30 86V88H31L30 90H34L36 88V86L39 87L38 88V90H39L41 88L40 87L41 84L38 85ZM146 84H147V86H146ZM208 84H209V86H208ZM145 86H146V88H145ZM200 86H202V87H200ZM203 87H207V88L203 89ZM216 90H217V88H216ZM176 93H177V95H176ZM79 96H77V97H79ZM98 96H99V98H97ZM147 101H148V103H147ZM130 102H131V106L129 105ZM135 102L137 103L136 105H135ZM99 103L101 104V100L99 101ZM145 103H146V105H145ZM189 105H191V104H189ZM23 106L24 105H22V107ZM230 109H232L233 111L231 110L232 112H229ZM9 111L10 110H7L6 111V114L8 116H10L11 120H15V118L16 119H19L20 118V116L18 115V114H20L19 111L16 112L18 114H15V116H14V114H12V111H10V112ZM246 112L249 113V111H246ZM84 113H85V115H84ZM205 113L209 117H210V115H212V114H210L211 113V110L208 111V113L207 112H205ZM247 113L244 114V119L242 120L243 121L242 122L243 124H244V122L246 120L248 121L249 118H250L249 116H248L249 118L246 116ZM122 114H123L122 111L120 113H118V117L120 118V116H122ZM11 115H13L14 117L11 116ZM172 115L174 116V114H172ZM172 115L170 116L172 126H175V124L178 125L177 122H176V120H174L172 118ZM176 118H177V116H176ZM228 118H230V119H228ZM0 119H1V116H0ZM261 119H263V118H261ZM4 121L5 120H2L1 121L4 124V126H2V123L0 122V127H1L0 129H1V133H2L1 135H5L7 138L5 137L3 140H0V166L1 167H4L5 166L4 165L5 164V160H3V158H4L3 155H4V152L6 151V153L10 157L9 160H11V163L9 165V171L7 172L8 174H6L5 178H8V181L10 180L11 181V184H16V182L17 183L19 182L17 180L18 179V174H16L17 173V170H14L15 168L13 167L12 164H16V167H22L21 169H23V170H24V168L25 169L27 168L28 170L30 169V171H32L33 169H35V165L37 166V165H39V163H36L35 161H34L35 163H32L33 161L31 162L29 158L26 159L27 158L28 151H31V150H28L26 152V150L28 148L27 145L28 144L34 145L33 143H27L26 147L23 149V151H21V153L18 155V157H15V154L17 153L16 148L19 147V146H17V145H19L18 144V141L15 144H13L14 143L13 136H14V132H15V129L16 128L15 127H12L10 125H7L8 123L6 121H5L6 122L5 123ZM28 121H30V120H28ZM17 122H15V126L18 125ZM179 122L182 123V121H179ZM229 125H231V126H229ZM54 126H56V125H54ZM106 126H108V127H106ZM124 126H128L127 127V130L128 129H130V130L127 131V130L122 129ZM262 126L263 125H259L258 126L259 129L257 128L258 130L256 129L257 131H254L253 132V133H255V136H252L251 140L252 139L255 140L256 137H261L263 135L262 132H264V127L262 128ZM53 127H52V133H51V141H52V144L54 146L55 143L57 141H59L60 138L56 136V135H58L57 128L54 129ZM59 127H60V125H59ZM248 127L249 128H252L251 127V124L248 123ZM4 128L6 129L5 130V133H3V130H2ZM172 128L174 129L176 127H172ZM248 129H246L245 133L248 131ZM61 130H63V129H61ZM120 130L121 131L123 130V133ZM137 130H139V132ZM10 131H11V133H10ZM124 131H125V133H124ZM260 131H261V133H260ZM70 132L72 133V135H71ZM220 132L221 133L222 132H225V136H223L224 134L222 135ZM150 133H152V135H154V132L151 131ZM219 134H221V135H219ZM249 134L251 135L252 133H249ZM250 135H249V137H250ZM143 136L146 139H142L141 137H143ZM41 137H43V136H41ZM111 137L114 140H112ZM116 138H118L117 141L115 140ZM139 140L140 141L142 140V141L139 142ZM221 140H223V141H221ZM60 141H62V139H60ZM112 141H113V143H112ZM158 146H159V144L156 145V147L153 149V151L154 150H157V147ZM108 147H110V149ZM107 148H108V151H107ZM54 150H52V152H50L51 153L50 155H52L54 153ZM46 151H47L46 153H49V151H51V147L50 146L47 147V150ZM69 151H70V153H69ZM205 151H207V152H205ZM158 152L161 153L162 151L159 150ZM96 154H97L98 157L96 156ZM209 155H210V157H209ZM12 156H13V158H12ZM34 157H35L34 160H38L40 158V155L39 156H34ZM78 157H80L79 160L82 159L78 163V167H80V168H76L77 170L76 169H73L74 170L73 173H75V174H73V178L70 177L69 179H67L65 173L67 174L68 170H70L77 163L78 160H76V159ZM260 157H264V152L263 151L257 152V156L255 155L254 157L242 158L241 159L242 162L241 161L240 162L243 165V167H245L244 166V164H245L246 165L245 168H247V167L249 168V169L247 168V170H250L251 171V175L252 176L253 175L255 176V175H257L256 170H258V166H257V163H256V158L258 160ZM93 158H96V161L97 162L95 164H93L94 163L92 161ZM154 159L157 161V163H156V161H154ZM90 160H91V162H90ZM56 163H58V162H56ZM56 163H54V164H56ZM100 163L102 164L101 166H100ZM154 163H156V164L154 165ZM26 164H28V165H26ZM146 164H147V166H146ZM31 167H33V168H31ZM49 167H48V170L51 171L49 169ZM98 167H100V168H98ZM36 168H38V167H36ZM141 168L143 169V171H141L142 170ZM224 168H225V170H223ZM1 169H4V168H1ZM35 170H37V169H35ZM30 171H28V175H29V172ZM147 171H148V173H150L149 174L150 176L146 174ZM250 171H249V173H250ZM223 173H225V174H223ZM110 175H112V177H114V179H115L114 186L117 185V184L118 185L115 186L114 188L111 187V185H107V188H108L107 189L106 186H105V184L108 181H104L105 179H103V178H106V180H107ZM161 175H163V176H161ZM171 177H172V179H171ZM253 179L254 178H252V180ZM170 180H172L173 183L169 184V181ZM37 181H39V180H35V185L36 186H39L40 185V182L38 183ZM237 182L239 183L240 181H237ZM26 183H28V182H26ZM210 183H212V185H210ZM68 184H71V185H68ZM97 184H99V186H98L99 188L98 189H97ZM119 184L121 186H119ZM47 185H48V183H46V187H47ZM237 185H239V184H237ZM21 186H24V184H21L18 187L19 191H24L27 194V195L24 196L25 198L24 197L22 198V199H26V200H24L25 202L28 201V203H25L24 206L22 207L23 209H25L27 206H29V203H30L29 201L31 199V198H29V194H30V189L29 188L30 187H27L28 190H24L23 188H20ZM53 186H54V188H53ZM207 186H208V188H207ZM227 186H229V187H227ZM68 187H70V190L67 192L66 190H67ZM116 187L118 188L117 191H115ZM81 188L83 190H81V191L78 192V190L81 189ZM41 189L43 191H41ZM59 189H61L60 192H58ZM89 190L91 191L90 194L88 192ZM216 191L219 192V193H217ZM227 191H229V193ZM11 193H12V196L10 197V198H12L11 203L12 204H15L17 202V200H15L16 198L13 195L15 193H13V191ZM81 197H83V198H81ZM70 201H72V202H70ZM205 202H207V203H205ZM235 202L236 201H234V203ZM215 203H216V204H214L215 207L219 206L218 207L219 209L218 208L216 209L214 207V209H216V211L218 213L217 214L218 215V218L216 217L214 220H212V222H214V223L212 224V222H211V223L208 224V226H210V225L211 226L214 225V227L216 225L218 227L224 226L223 224H225L224 222L227 219L226 218H223L225 220H223L224 222H222V223L219 221V218H221L224 215V213H225V210H223L224 208L222 207L223 206L222 205L223 204V201L222 202L221 201H215ZM174 205H175V207L172 208V206H174ZM210 205H211V203H209V206ZM209 206L206 207L205 210L209 209L210 208ZM237 206H238V204H237ZM237 206L235 205L236 209H237ZM15 207L16 208L19 207L18 204H16ZM63 207H64V209L61 212L60 209L63 208ZM120 207H122V208H120ZM79 208H81V206ZM211 209H213V207H211ZM214 209H213V211H214ZM236 209H234L233 211L235 212ZM187 210H188V212H187ZM222 210H223V213H221ZM242 210L244 211V208ZM25 211H26V209H25ZM10 212L13 214V215L9 216V218H8L9 219V222L11 221L10 223H12V222L15 221L17 224L19 223V226H21L24 223H26L25 221H22V216L24 215V213H23L24 211H20L21 212L20 214H16L17 212L14 210V208H12L10 210ZM183 212H186V213H183ZM246 213H248V211L245 212V214H243V216L244 215L246 216ZM125 214H126V212H123L120 215V217H121V218L119 217L120 223H118L119 225H117V226H120V228H123V229H125L126 228V225H127V222L125 223V219H126V217H124ZM93 215L96 216L97 214L94 213ZM93 215L90 216V217H93ZM84 216H86V215H84ZM226 216L227 215H225V217ZM11 218H15V219L13 220ZM111 219H113V218H108V220L106 221L107 223L105 222V224L102 225V227L104 226L103 230L105 229V227L108 228V225H110L111 223H113L111 221ZM178 219H180V221ZM96 220H97V218L95 217L94 218V221H96ZM216 220H218V221H216ZM246 221H247V219L246 220H243L242 221L243 224H245L244 222H246ZM176 223H178V224L175 225ZM163 227H164V230L161 231L160 233H161V236L163 234H164V236H162V239L161 240L164 243H167V244L165 246H162L163 247V250H162V247H161L160 250L162 252H160L159 246H158L159 244H156L157 240L153 236L154 235L153 232L154 231L157 232V230H161ZM248 227H249V225H248ZM248 227L246 229L244 228V230H247ZM98 228H99V225L97 226V228L95 230L96 231L95 234L97 233ZM194 230H196L197 232L195 231L196 234L192 237L190 234L192 232H194ZM150 231H152V233ZM252 231H254V230H252ZM144 233H146V236H145ZM149 233H150V235H149ZM24 234H25V232H24ZM180 234H182V236ZM248 234H249V236H247ZM172 235H174V236H172ZM255 235H257V233H255ZM178 236L180 237V239L183 238L184 236H185L184 238H186V240L187 239H191V238L192 239H191L190 242H188V240H187V247L185 249H182V250L178 251V254H176L177 253L176 252L175 253L176 255H175L174 253H172V249H173V247L175 245L177 246V248L180 245V243H178V241L180 240ZM229 236H231V237L229 238ZM173 239H175V241ZM204 239L207 240V241L204 242L203 241ZM219 239H221V241H219ZM22 240H23V238L22 239H17V240H12V242L10 243V245L8 246V248L6 249V251L4 253V256L5 257L6 256H9L10 254L14 253L15 250H19L21 248V246H22V243H23ZM194 241H196V242H194ZM231 241H232V239H231ZM138 242H139V240H138ZM246 242H248L249 245L248 246H243V245H246ZM196 244L198 245L197 247H196ZM16 245H18L17 247H19V248H17ZM229 245L233 249H230ZM64 246H66V243H65ZM54 247H56V245ZM147 247H149V248H147ZM193 247H194V249H197V250H194ZM228 247H229L230 250L227 249ZM15 248H17V249H15ZM151 251H155L156 253L155 252L153 253ZM191 251H193V252L195 251L193 253V255H192V260L190 259V256H189V254L192 253ZM52 252H53V250H52ZM141 252H143V254L139 256L140 257L139 261H136V258L135 257H133V258L131 257L132 254L137 255V254H140ZM158 252H160L159 255L157 254ZM217 253H218V255H217ZM224 254H225V257H224ZM152 255H154V256H152ZM77 256H79V255L76 254V257H75V259H73V261L76 260ZM118 258H120V259L121 258H124L125 260L123 259L124 262L123 261L120 262V260ZM15 259L16 258L11 257L10 262L14 264L15 261H16ZM252 260H253V262H252ZM254 261H255V263H254Z\"/></svg>",
    "mask_w": 264,
    "mask_h": 264
}]
</instances>
